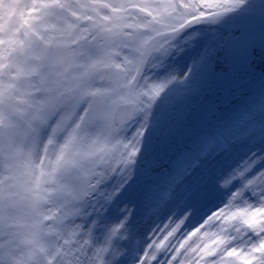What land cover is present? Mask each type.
<instances>
[{
    "label": "snow or ice",
    "instance_id": "snow-or-ice-1",
    "mask_svg": "<svg viewBox=\"0 0 264 264\" xmlns=\"http://www.w3.org/2000/svg\"><path fill=\"white\" fill-rule=\"evenodd\" d=\"M0 264H264V0H0Z\"/></svg>",
    "mask_w": 264,
    "mask_h": 264
}]
</instances>
